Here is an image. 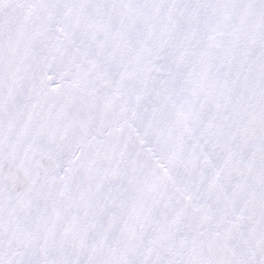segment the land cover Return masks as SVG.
I'll list each match as a JSON object with an SVG mask.
<instances>
[{
    "label": "snow or ice",
    "instance_id": "6c2138e0",
    "mask_svg": "<svg viewBox=\"0 0 264 264\" xmlns=\"http://www.w3.org/2000/svg\"><path fill=\"white\" fill-rule=\"evenodd\" d=\"M0 264H264V0H0Z\"/></svg>",
    "mask_w": 264,
    "mask_h": 264
}]
</instances>
